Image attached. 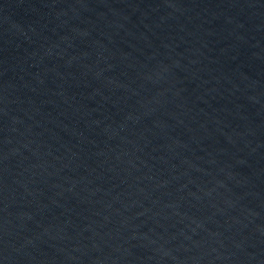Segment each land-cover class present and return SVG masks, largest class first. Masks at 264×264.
<instances>
[{
	"label": "water",
	"instance_id": "95a60500",
	"mask_svg": "<svg viewBox=\"0 0 264 264\" xmlns=\"http://www.w3.org/2000/svg\"><path fill=\"white\" fill-rule=\"evenodd\" d=\"M0 264H264V0H0Z\"/></svg>",
	"mask_w": 264,
	"mask_h": 264
}]
</instances>
